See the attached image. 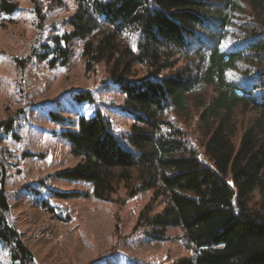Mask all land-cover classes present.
<instances>
[{"label": "trees", "instance_id": "16d2710c", "mask_svg": "<svg viewBox=\"0 0 264 264\" xmlns=\"http://www.w3.org/2000/svg\"><path fill=\"white\" fill-rule=\"evenodd\" d=\"M29 1L39 31L51 13L69 10L63 0ZM74 4L53 22L70 30L38 56H52L51 68L65 65L70 42H80L85 71L103 64L104 87L112 83L125 95L120 109L133 123L118 130L99 109L81 116L62 134L80 161L60 176L87 183L104 202L122 185L121 206L151 191L135 231L162 241L168 227L178 228L191 252L168 264H264V0ZM17 9L16 0H0V28ZM30 61L15 60L22 69ZM76 99L95 102L90 93ZM14 115L7 110L0 133L13 132ZM10 157L0 144V241L13 262L37 264L11 217ZM156 204L162 208L153 214ZM119 245L104 254L116 255Z\"/></svg>", "mask_w": 264, "mask_h": 264}, {"label": "rangeland", "instance_id": "374dc122", "mask_svg": "<svg viewBox=\"0 0 264 264\" xmlns=\"http://www.w3.org/2000/svg\"><path fill=\"white\" fill-rule=\"evenodd\" d=\"M16 1L17 11L0 28V121L7 110L13 115L20 109L23 112L14 115L12 133H0V144L12 155L5 186L11 217L37 264H168L189 257L178 228L168 227L167 239L162 241L146 237L147 229L135 231L151 191L140 192L121 206L122 185L113 201L104 202L93 196L87 183L60 176L80 161L71 155L62 134L74 130L81 116L90 119L99 109L118 130H128L133 117L120 109L125 95L112 83L104 87L102 63L95 72L85 71L77 40L70 42L65 65L51 68L52 56L45 61L38 56L45 52L44 45H52L51 37L70 30L54 27L53 22L73 13L74 0H63L69 10L51 13L43 31L37 28L30 1ZM28 57L31 61L25 69L15 62ZM82 92L92 94L95 102L77 101L76 94ZM161 208L156 204L152 213ZM126 235H132L127 243ZM118 244L116 255L104 254ZM0 264H18L1 241Z\"/></svg>", "mask_w": 264, "mask_h": 264}]
</instances>
